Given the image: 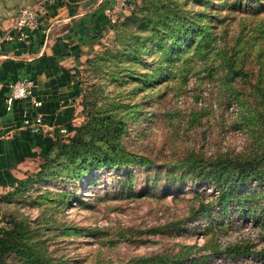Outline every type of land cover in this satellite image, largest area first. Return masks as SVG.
<instances>
[{
	"label": "rangeland",
	"instance_id": "374dc122",
	"mask_svg": "<svg viewBox=\"0 0 264 264\" xmlns=\"http://www.w3.org/2000/svg\"><path fill=\"white\" fill-rule=\"evenodd\" d=\"M50 1L0 0V23ZM239 1L133 0L82 64L76 122L57 139L68 142L91 114H119L121 147L142 161L79 179L56 149L43 173L0 191V227L23 229L48 264H264V185L223 193L187 177L191 163L209 171L264 151V121L251 116L264 111V0ZM183 18L194 31L170 57L182 33L164 29ZM225 57L254 74L228 78ZM238 246L249 252L229 253ZM6 264L22 261L11 254Z\"/></svg>",
	"mask_w": 264,
	"mask_h": 264
},
{
	"label": "crops",
	"instance_id": "0c3cea01",
	"mask_svg": "<svg viewBox=\"0 0 264 264\" xmlns=\"http://www.w3.org/2000/svg\"><path fill=\"white\" fill-rule=\"evenodd\" d=\"M113 0H55L45 4L36 31L21 38L15 21L0 23V191L37 173L61 128L71 127L78 114L79 71L110 29L105 10ZM6 34L14 38L3 39ZM28 78L44 106L17 101L7 111L10 87ZM43 115L45 131L34 134L24 115ZM70 131V129H69ZM1 246V240H0Z\"/></svg>",
	"mask_w": 264,
	"mask_h": 264
},
{
	"label": "trees",
	"instance_id": "16d2710c",
	"mask_svg": "<svg viewBox=\"0 0 264 264\" xmlns=\"http://www.w3.org/2000/svg\"><path fill=\"white\" fill-rule=\"evenodd\" d=\"M240 2L241 0L239 3ZM210 18H213V23L214 21H221L217 17L210 16ZM187 22V18H183V20L173 25V28L170 26V28L167 27L164 29L165 35H171V33H174L173 29H178L179 27L182 33H176L172 37L174 40V48H170L171 52L165 49V52L169 54L170 57L173 55V50L179 49V45L185 46L187 44L189 35L194 31L193 26L191 29H187V26L183 25ZM213 23L210 24L213 25ZM154 26L158 27L157 25ZM200 32L204 35L205 44H210V31L206 28V30L202 29ZM222 62L225 63L224 69L227 70L228 78L244 77L246 75L251 77L254 74L252 70L244 69L228 57L223 58ZM256 78L258 79L259 77H252L253 80H256ZM262 80L264 79L262 78ZM251 81L250 79V83H252ZM259 89L260 84L257 86V90ZM260 99L261 103L264 104V92ZM257 114H259L261 119H263L262 121H264V111L257 110L256 108L252 111L251 116H256ZM88 119L87 124L79 128H74L75 135L70 138L68 142L56 139L50 146L47 155L49 154L50 156V154L57 149L59 151V158L67 162V170L74 168L73 170L77 172L76 177L79 179L90 175L97 169L118 168L131 163H137V161H142L141 158L134 154L127 153L121 147L120 137L125 130L124 119L121 115H108L104 119H99L98 116L91 114ZM260 145H262L261 141ZM50 159L51 158L47 157L46 162L41 165L40 174L44 172L48 164L50 166L52 163ZM146 164H149V161L141 162L142 166ZM30 176L31 175H27L26 178ZM191 176L202 183H212L223 193L227 187L235 189L250 180H258L264 185V151L261 153L257 152L248 158H237L231 161L216 162L212 164V168L209 171L200 170L197 163H191L187 177ZM25 183H28V181H21L22 185ZM230 198L231 197H229V199ZM224 203L225 201L222 202V204ZM249 212H251V209ZM249 212L248 214H250ZM256 213L257 212H254L253 214L256 215ZM0 240V264H6V257L11 254L20 258L22 264H48L47 260L36 251L37 246L26 237V233L23 229L14 228L13 230H7L0 227ZM240 249H243L244 252H249L248 248L238 246L235 247V249L231 248L229 253L237 255ZM157 260L160 264L166 263V261L161 258H157ZM191 261V263H193V261L197 262L196 260ZM175 264H182V262L179 261Z\"/></svg>",
	"mask_w": 264,
	"mask_h": 264
},
{
	"label": "built area",
	"instance_id": "2783aa9c",
	"mask_svg": "<svg viewBox=\"0 0 264 264\" xmlns=\"http://www.w3.org/2000/svg\"><path fill=\"white\" fill-rule=\"evenodd\" d=\"M55 0L50 1V3ZM133 10V0H113L111 6L105 10V15L110 26H115L119 23L122 16ZM40 26V18L38 12L31 8H24L19 12L18 18L14 23V29L18 32L21 38H25V31H36ZM14 36L6 34L3 39H13ZM36 84L33 80L23 78L13 83L10 87V93L5 101L7 111H12L14 104L21 100H30L32 107L35 110H41L44 106L43 101L39 100L33 89ZM24 126L34 134H40L45 131V123L43 115L38 112L35 116L28 113L24 115ZM62 135H68L69 129L61 128Z\"/></svg>",
	"mask_w": 264,
	"mask_h": 264
}]
</instances>
